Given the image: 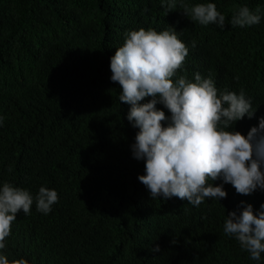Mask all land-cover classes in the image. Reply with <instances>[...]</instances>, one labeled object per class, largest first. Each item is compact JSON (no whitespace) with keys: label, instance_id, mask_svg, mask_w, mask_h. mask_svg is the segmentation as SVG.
Segmentation results:
<instances>
[{"label":"trees","instance_id":"trees-1","mask_svg":"<svg viewBox=\"0 0 264 264\" xmlns=\"http://www.w3.org/2000/svg\"><path fill=\"white\" fill-rule=\"evenodd\" d=\"M169 2L0 0V187L8 182L34 198L42 186L58 193L47 215L35 199L30 214H17L0 250L10 261L264 264V253L251 260L223 231L227 212L239 211L242 201L258 214L264 190L245 196L223 184L226 198L199 207L176 197L150 199L138 180L145 162L130 148L139 129L110 80V58L126 33L175 32L189 52L173 79L194 80L198 72L214 81L218 95L243 90L256 109L235 124L246 135L264 117V0H174L166 15ZM198 3H214L225 28L192 22L180 8ZM241 6L259 8L260 24L227 23ZM157 244L160 252H151Z\"/></svg>","mask_w":264,"mask_h":264},{"label":"clouds","instance_id":"clouds-1","mask_svg":"<svg viewBox=\"0 0 264 264\" xmlns=\"http://www.w3.org/2000/svg\"><path fill=\"white\" fill-rule=\"evenodd\" d=\"M175 8L170 0L166 15ZM180 8L192 22L220 29L226 26L225 15L214 3L181 4ZM260 22L259 8L252 11L241 6L227 23L250 27ZM192 46H196L195 41ZM188 52L175 32L141 28L126 33L124 43L110 58V80L119 85L120 103L130 105L127 120L139 129L130 145L133 158L145 162V174L138 180L149 191L150 199L176 197L196 207L205 200L226 198L223 184H231L245 196L258 188L264 190V117L244 135L235 130V124L245 116L253 118L256 109L243 90L218 95L214 81L198 72L194 80L184 76L174 80ZM146 97L150 99L141 103ZM217 179L223 183H210ZM34 199L37 211L47 215L58 202V193L42 186L34 198L30 191L8 182L0 187V250L6 247L17 214H30ZM241 204L244 206L239 211L227 212L223 231L238 241L251 260L259 262L264 253V204L258 214L250 203ZM150 251L160 252V246ZM0 264L29 261H10L0 254Z\"/></svg>","mask_w":264,"mask_h":264}]
</instances>
